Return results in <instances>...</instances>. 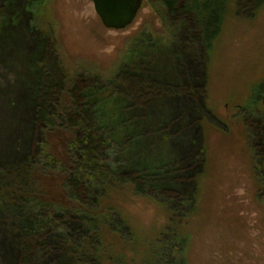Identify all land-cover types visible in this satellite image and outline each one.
I'll return each instance as SVG.
<instances>
[{"label":"rangeland","instance_id":"374dc122","mask_svg":"<svg viewBox=\"0 0 264 264\" xmlns=\"http://www.w3.org/2000/svg\"><path fill=\"white\" fill-rule=\"evenodd\" d=\"M47 50L58 57L65 91L54 126L37 130L33 95ZM128 70L181 93L155 94L126 115L114 95ZM82 80L103 87L89 102L105 114L114 143L128 145L108 153L112 173L151 179L158 171L168 193L144 197L105 174L84 185L88 205L70 195L77 129L59 116L73 110L71 92ZM262 82L264 4L254 10L229 0L206 61L192 22L170 17L158 0H144L124 31L106 29L91 0H0V264L17 259L4 207L19 199L57 222L34 244L42 264H63L64 255L77 264H165L167 249L184 250L183 264H264V103L252 116L262 122L258 140L243 114ZM111 100L122 111L113 114ZM129 120L141 133L134 140L123 129ZM79 231L82 248L69 238Z\"/></svg>","mask_w":264,"mask_h":264},{"label":"trees","instance_id":"16d2710c","mask_svg":"<svg viewBox=\"0 0 264 264\" xmlns=\"http://www.w3.org/2000/svg\"><path fill=\"white\" fill-rule=\"evenodd\" d=\"M158 1L164 6L170 17L176 19L185 18L192 22L197 30L203 57L208 61L213 53L215 43L222 33L228 13L229 0ZM244 4L254 10H258L264 4V0H239V6L243 7ZM47 51L49 53L45 56V75H41V81L35 86L39 89L36 92L34 91L33 95L34 105L32 109V120L37 130L54 126V119L59 115L57 113L59 98L65 91L63 70L61 69L58 57L54 51ZM117 84H119V87H117V91L115 90L114 98L119 95L124 99L123 108L126 115H131L135 109H143L141 104L150 96H154L155 94L170 96L181 93V89L178 86H168L156 81L139 79L138 75L136 76L131 70L124 72L117 81ZM102 90L103 87L96 81L93 83H88L86 80L79 81L71 92L73 110L67 116H59L60 122L77 129L75 148L79 154L78 167L76 172H74L68 180V192L81 204L88 205L84 185L92 181L91 179L95 177L99 181L102 180L104 182L107 180L105 174H110L116 179L114 180L115 182L118 181V183L120 182L121 184L132 186L135 192L141 196L153 197V194L157 192V190H159V194L165 195L168 193L166 192L165 186L167 182L165 180L162 182L161 173L158 171H152L154 174L151 176V179L138 177L133 174L121 176L118 173H112L113 170L110 169V166L113 161L108 153L118 151H122L123 153V149L128 145L125 147L124 145L118 146L114 143L113 138H115V133L107 127L106 120L104 119L105 114L101 112L102 110H98L96 106L98 103L94 105L90 104L92 98L89 96V93L95 91L100 92ZM253 95L248 106L243 109V114L246 118V125L250 128L251 136L256 141L260 138L261 131L259 130L260 126L258 125V127L257 124H261L262 122H254L252 116L260 111L264 103V82L255 87ZM109 106L113 114L114 112L122 111L121 106H119L115 100H111ZM128 122H130L131 126L128 125L127 127L125 122L122 123L125 124L123 128L124 132L129 133L127 135L128 140L130 138L132 140L138 135L140 137L141 133L139 132V128L136 127L134 120H129ZM100 123H102V125ZM99 124L103 126V128L99 126ZM23 141L25 148L28 149V146H26L28 140ZM129 143L130 142H128V144ZM21 149V146L17 148L18 152L15 154L16 157L24 154ZM29 150L30 152L27 158H33V144L29 146ZM116 163L118 164V161H116ZM12 164L17 163L13 162ZM117 169L119 171L121 170V173L124 171L119 165ZM167 170L168 169L165 168L162 171ZM167 175H170V173ZM106 183L109 184L111 182L106 181ZM161 185L165 187L163 188ZM156 186H158V188ZM4 210L6 212V217L11 221L9 225L10 227L12 226L10 228L12 229V233L16 234V237H14L13 234L11 235L13 236V251L17 254V259L14 264H42L43 261H39L34 244L44 240L49 232L52 231L51 228H56L57 222L54 216L46 211L45 208L43 209L35 205L33 201L23 199L6 205ZM69 224L71 227L73 226L71 221ZM84 230L85 229H83V231ZM78 233L79 234L75 237L69 238L73 244L82 248L83 238L81 237L84 232L79 231ZM180 243H182V241H180ZM183 251L184 250H178L177 254H174V250L167 249L166 256L169 260H167L165 264H183V259H180ZM0 253L2 254L1 251ZM83 255L85 258L84 260L87 261L88 258L86 259L85 253H83ZM177 256L180 257L178 258ZM62 262L63 264H77L76 261L67 258L65 255Z\"/></svg>","mask_w":264,"mask_h":264},{"label":"water","instance_id":"95a60500","mask_svg":"<svg viewBox=\"0 0 264 264\" xmlns=\"http://www.w3.org/2000/svg\"><path fill=\"white\" fill-rule=\"evenodd\" d=\"M102 24L108 30L123 31L136 20L144 0H91Z\"/></svg>","mask_w":264,"mask_h":264},{"label":"bare ground","instance_id":"6f19581e","mask_svg":"<svg viewBox=\"0 0 264 264\" xmlns=\"http://www.w3.org/2000/svg\"><path fill=\"white\" fill-rule=\"evenodd\" d=\"M131 27V26H130ZM124 31V30H123Z\"/></svg>","mask_w":264,"mask_h":264}]
</instances>
